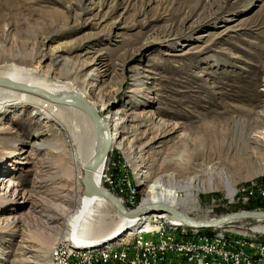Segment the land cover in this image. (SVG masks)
I'll return each instance as SVG.
<instances>
[{
	"label": "rangeland",
	"instance_id": "374dc122",
	"mask_svg": "<svg viewBox=\"0 0 264 264\" xmlns=\"http://www.w3.org/2000/svg\"><path fill=\"white\" fill-rule=\"evenodd\" d=\"M216 11V18L198 23ZM2 55L55 70L58 77L61 63L89 69L93 78L81 79L90 99L113 115L124 113L123 146L132 141L136 150L132 161L122 148H111L104 173L102 187L127 208L143 202L158 173L190 182L195 174L206 180L207 167L216 168L215 176L223 170L231 175L236 193L230 199L225 188L201 192L190 216L264 208V195L244 199L264 183V173L252 175L249 157L264 164V156L253 153L243 135L254 112L264 108V0H0ZM67 140L56 120L43 119L27 104L0 113V264L22 258L30 261L25 264H57L55 251L63 242L77 253H97L135 236L124 232L101 247L65 240L64 218L83 197V175L78 184L68 176ZM146 171L156 175L149 179ZM153 213L142 214L148 218L141 226L153 223ZM47 217H53L49 225ZM230 224L246 235L244 243H255L250 228L264 230L258 225L264 219ZM187 227L172 232L214 242L222 237L230 252L243 251L235 235L218 227ZM257 246L264 249V240ZM244 257L264 261V251L244 249Z\"/></svg>",
	"mask_w": 264,
	"mask_h": 264
},
{
	"label": "bare ground",
	"instance_id": "6f19581e",
	"mask_svg": "<svg viewBox=\"0 0 264 264\" xmlns=\"http://www.w3.org/2000/svg\"><path fill=\"white\" fill-rule=\"evenodd\" d=\"M218 14L219 11L208 14L206 18L200 19L198 23H204L207 20L214 19L218 16ZM61 66L63 67L62 76L58 77V73L56 74L55 70H50L47 72L42 71L40 68H35L28 65L24 59L21 61L18 60L14 55L13 57L2 55L0 57V77L15 83L29 86L34 90L21 89L0 84V113L8 107L27 104L32 108V111L36 115L42 116L43 119L47 121L56 120V123L59 125L62 133L69 139L66 141V143H68L66 145L68 148L67 151L69 150L70 152V155H68L70 156L68 176L71 180L74 181L75 184L81 182L80 179L81 175H83L84 168L93 161L98 151V147H96V135L98 132L102 138V141L107 142V149L101 159L97 161L96 164L91 168L88 179L90 182L102 187L104 182V173L107 164V158L111 148H113L114 146L122 148L125 154L130 158V160H132L136 156V150L133 146L132 141L129 142L128 148H125L123 146V140L126 139L125 133H127L125 132L126 118L124 116V113L118 114L117 112L115 115H113L112 112H110L111 110L109 106H107L106 104H102V106H99V104L90 99V92L84 84L85 81L81 79L83 76L93 78V75H91L87 67H68L64 63H61ZM260 67L257 72V81L259 80V72L261 70ZM17 90H21L23 92ZM43 92L48 93L50 96H47ZM76 95L82 96L93 107L95 115L99 119L98 129H96L94 120L85 109V106L77 98H75ZM60 96H64V99L54 100L52 98ZM251 111L252 110H249V112ZM253 123L254 124L250 126L246 133L243 132V135L245 136L244 138H246L249 143H252L254 147L253 153H260L259 155L264 156L262 150L259 148V146H257H264V108L254 112ZM147 145L148 144H145L144 147H146ZM60 147L65 148V144L57 146L55 148L61 149ZM155 154L159 155V153L157 152ZM262 158L264 159V157ZM249 159L251 160L253 164L252 166L254 168L252 175L264 173V164H262V162H260L258 158V161L250 157ZM200 168V171H205V169H203L202 167ZM215 169L211 167L206 168V180L201 179L199 174H195L189 177L190 182L178 181L174 174L158 173L159 177L153 180V183L148 186L149 189L147 190V196L143 198V202L148 201L154 203L170 204L175 208L189 214L193 209L199 207L200 203L198 200V196L201 192L225 188L228 191L229 198L232 199V197L236 193L232 176L227 174L222 167L221 170H223V173H218V175L215 176ZM211 171H213V173ZM144 173L149 179H153L154 175H156V171H146ZM142 175L143 174H141V176ZM196 177H198L197 180L195 179ZM207 181L209 185L205 184ZM182 190L186 191L185 197L181 194ZM13 193L18 194L20 192L17 188L13 187ZM82 195L83 197L81 196L80 198H77V205L73 212H71L66 218H64V237H67L65 238V240H69L73 244L80 247H86L88 244L95 243H99L97 245L101 247L116 240L117 238H114L118 235L123 234L124 232H129L130 235H136L144 232L150 228V225L152 226V222L146 223V225L141 226V221L148 218V216L142 214H151L154 211L158 210L153 209L154 211L151 212H142L139 214V219H136V215L124 214L118 208L117 209L119 211L116 209L114 210L115 205L103 195H84L83 193ZM159 213L165 214H158L156 212L153 213V216L150 217V219L156 220L161 228L169 231L173 235V232H180V229H182V231L187 230L183 228L184 226H188L187 224L182 223V221L175 219L169 215L171 217L170 218L167 215L168 213L165 211H159ZM109 217L112 218V222L109 220ZM52 218L53 217H47L44 221L45 224L49 225ZM258 225L264 226L263 224ZM217 227L218 226L210 228H196L188 226L187 228L202 230ZM176 237L193 238L192 236L185 235ZM110 238L113 240H111ZM104 239L110 240L106 242L104 241L105 243H102ZM223 241L224 240L222 239V237H220V239L215 242H218L219 245L226 247L227 241ZM59 248L55 251L57 264H61ZM27 262H30L28 258H22L19 261H14L12 264H25Z\"/></svg>",
	"mask_w": 264,
	"mask_h": 264
},
{
	"label": "built area",
	"instance_id": "2783aa9c",
	"mask_svg": "<svg viewBox=\"0 0 264 264\" xmlns=\"http://www.w3.org/2000/svg\"><path fill=\"white\" fill-rule=\"evenodd\" d=\"M251 194L264 195V183L254 187L244 199L251 201ZM135 218L139 219V214ZM230 223L218 228L234 234L236 240L243 243L242 252H230L227 247L208 239L178 238L153 220L146 231L126 237L121 245L103 252L77 253L63 242L59 248L61 264H264V261L244 257V249L264 251L257 246V239H264V231L250 228L255 243H244L246 235L237 232Z\"/></svg>",
	"mask_w": 264,
	"mask_h": 264
},
{
	"label": "water",
	"instance_id": "95a60500",
	"mask_svg": "<svg viewBox=\"0 0 264 264\" xmlns=\"http://www.w3.org/2000/svg\"><path fill=\"white\" fill-rule=\"evenodd\" d=\"M0 84L12 86L16 88L21 89H27V90H34L33 88L22 85L19 83L12 82L10 80H7L5 78L0 77ZM47 96H50L48 93L43 92ZM68 95V94H67ZM54 100H62L64 99V96L60 97H52ZM75 98H77L84 106L87 112L90 114V116L94 120V124L96 129H98L99 126V119L95 115V112L93 110V107L80 95H76ZM97 138V147L98 151L93 159V161L88 164L83 170V176H82V184L83 189L82 193L84 195H93V194H100L105 197H107L122 213L127 215H137L142 212H151L154 211L153 209H158L157 211H165L169 213V215L173 218H176L183 223L187 224L191 227L196 228H210V227H216L220 226L223 223H226L228 221L237 220L241 218H256V219H264V208H245V209H238L233 211H228L225 213H222L220 215H217L215 217H210L206 219H196L190 216L189 214L175 208L174 206L170 204H163V203H154V202H139L137 206L134 208H127L124 206L117 197L111 193L107 188L100 187L92 182L89 181L88 177L91 171V168L96 164L97 161L101 159L104 152L107 149V142L102 141L101 136L97 132L96 135ZM111 239V238H110ZM110 239H104L102 243H105L106 241H109ZM105 241V242H104Z\"/></svg>",
	"mask_w": 264,
	"mask_h": 264
},
{
	"label": "trees",
	"instance_id": "16d2710c",
	"mask_svg": "<svg viewBox=\"0 0 264 264\" xmlns=\"http://www.w3.org/2000/svg\"><path fill=\"white\" fill-rule=\"evenodd\" d=\"M255 206H259V204H257V205L255 204ZM255 206H254V207H255ZM261 206H262V207H264V204H263V205H261Z\"/></svg>",
	"mask_w": 264,
	"mask_h": 264
}]
</instances>
